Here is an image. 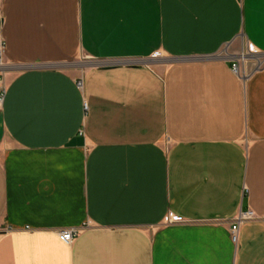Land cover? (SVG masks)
I'll list each match as a JSON object with an SVG mask.
<instances>
[{
	"label": "crops",
	"instance_id": "1",
	"mask_svg": "<svg viewBox=\"0 0 264 264\" xmlns=\"http://www.w3.org/2000/svg\"><path fill=\"white\" fill-rule=\"evenodd\" d=\"M0 39V264H264V0H0Z\"/></svg>",
	"mask_w": 264,
	"mask_h": 264
},
{
	"label": "built area",
	"instance_id": "2",
	"mask_svg": "<svg viewBox=\"0 0 264 264\" xmlns=\"http://www.w3.org/2000/svg\"><path fill=\"white\" fill-rule=\"evenodd\" d=\"M5 47H4V43L3 41L0 39V65H2V59H3V54H4V50ZM250 50H252V48H250ZM238 66L236 64H234L231 68L233 70V72L237 73L238 72ZM0 102H1V98H0ZM87 106L86 104L84 105V109L86 110ZM255 218L254 216V213L252 211H245V212H240L237 217L235 218L233 224H231V227H230V238L232 240V242L234 244L237 243V240H238V230H239V227L242 223L244 222H247V221H251ZM182 222V220L178 217H175L171 214H169L165 220V223L166 224H174V223H180ZM77 234V231L75 229H64L63 230H60L58 231L57 235H58V238L61 242H63L64 244H67L69 245L74 237L76 236Z\"/></svg>",
	"mask_w": 264,
	"mask_h": 264
},
{
	"label": "rangeland",
	"instance_id": "3",
	"mask_svg": "<svg viewBox=\"0 0 264 264\" xmlns=\"http://www.w3.org/2000/svg\"><path fill=\"white\" fill-rule=\"evenodd\" d=\"M257 64L255 62L250 61L248 63L247 67V72L253 71L254 69H256Z\"/></svg>",
	"mask_w": 264,
	"mask_h": 264
}]
</instances>
